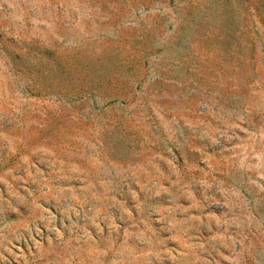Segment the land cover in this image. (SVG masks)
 I'll use <instances>...</instances> for the list:
<instances>
[{"label": "rangeland", "instance_id": "1", "mask_svg": "<svg viewBox=\"0 0 264 264\" xmlns=\"http://www.w3.org/2000/svg\"><path fill=\"white\" fill-rule=\"evenodd\" d=\"M0 264H264V0H0Z\"/></svg>", "mask_w": 264, "mask_h": 264}]
</instances>
